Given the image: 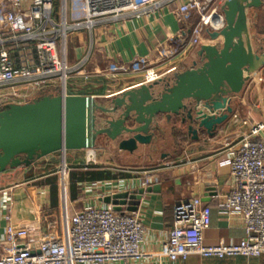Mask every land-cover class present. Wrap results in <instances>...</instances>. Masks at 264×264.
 I'll return each mask as SVG.
<instances>
[{"label":"crops","instance_id":"0c3cea01","mask_svg":"<svg viewBox=\"0 0 264 264\" xmlns=\"http://www.w3.org/2000/svg\"><path fill=\"white\" fill-rule=\"evenodd\" d=\"M262 10L264 5L259 10H250L252 20L248 13L246 34L250 44L264 41ZM57 12L58 0H54L55 22ZM194 21L195 17L191 18L190 22ZM180 30L171 11L164 8L153 15L107 21L91 32L83 30L69 35L68 65L83 58L84 63L67 79L66 95L87 96L109 107L111 99L138 87L141 81L139 65L132 60L146 56L155 62L158 47L172 43ZM204 43H213L209 34H204ZM200 47L187 48L185 62L176 73L200 62ZM109 65L119 73L110 74ZM33 94L28 102L61 92L54 85L39 88ZM230 105L232 113L216 127L212 136L201 130L197 139H191L188 121L182 123L181 116H172L170 120L161 117L151 143L138 145L132 153L119 150L116 142L101 136L90 149L56 151L35 157L27 167L7 168L0 172V235L7 222L33 217H38L44 228L53 224V229L47 231L60 235L65 215L69 217L86 206H111L118 208L117 212L135 215L145 228L142 252L158 253L172 226L175 202L199 197L210 209L209 224L203 233L205 243L239 241L243 237L241 219L235 214L219 212L218 202L233 184L230 153L239 136L247 133L252 125L264 123V63L247 75L242 90L232 96ZM193 107L203 110V115L210 114L201 103ZM260 139L264 140V131ZM63 165L66 167L64 190L60 175ZM145 175H154L157 179L142 191L139 182ZM119 193L139 197L132 200L128 197L124 204L119 199L113 203L112 197ZM141 264H264V253L257 257L220 259L192 255L172 263L155 256Z\"/></svg>","mask_w":264,"mask_h":264},{"label":"built area","instance_id":"2783aa9c","mask_svg":"<svg viewBox=\"0 0 264 264\" xmlns=\"http://www.w3.org/2000/svg\"><path fill=\"white\" fill-rule=\"evenodd\" d=\"M224 0H58L57 21L53 20L54 0H0V110L24 104L42 87L58 86L66 94V82L82 68L84 58L74 65L66 61L69 35L107 21L120 22L168 9L180 25V32L157 49V59L136 57L140 85L171 78L185 61L187 48L202 45L204 34L225 26L221 5ZM195 17L194 22H190ZM110 74L119 73L109 65ZM221 109L210 114L219 115ZM236 118V114H233ZM242 124H246L243 121ZM264 123L252 125L239 136L230 153L233 184L218 202L221 213L237 215L243 237L237 242L207 244L203 233L209 224L210 209L199 197L178 200L173 221L158 253H144L141 244L145 228L127 212L111 206H86L64 216L60 235L46 228L38 217L5 225L0 235V264H141L156 257L169 262L189 256L225 258L257 257L264 253ZM65 165L60 175L64 190ZM145 175L139 182L144 191L156 181ZM50 229L49 231H47Z\"/></svg>","mask_w":264,"mask_h":264},{"label":"water","instance_id":"95a60500","mask_svg":"<svg viewBox=\"0 0 264 264\" xmlns=\"http://www.w3.org/2000/svg\"><path fill=\"white\" fill-rule=\"evenodd\" d=\"M262 5L264 0H224L225 26L209 33L213 43L201 45L199 63L171 78L123 91L109 107L87 96L60 94L0 110V172L27 167L35 157L52 152L90 149L101 136L132 153L138 145L151 143L161 117L181 116L182 123L188 121L191 139H197L201 130L212 136L232 113V96L264 63L262 41L250 44L246 34L249 11ZM200 103L210 112L221 109L222 113L203 115V110L193 107ZM128 197L139 196L115 194L113 203L119 199L124 204Z\"/></svg>","mask_w":264,"mask_h":264},{"label":"rangeland","instance_id":"374dc122","mask_svg":"<svg viewBox=\"0 0 264 264\" xmlns=\"http://www.w3.org/2000/svg\"><path fill=\"white\" fill-rule=\"evenodd\" d=\"M262 11H264V10H262ZM261 14H262V15H261V17H262L261 19H264V12H261ZM249 19H250V20L254 19V16H253L252 12H249ZM255 20H256L255 22H257V19H255ZM256 24H257V23H256ZM259 38H260V37H259ZM258 41H259V40H258ZM253 43H255V41H253ZM253 43H252V44H253ZM262 45H264V41H262ZM60 171H61V170H60Z\"/></svg>","mask_w":264,"mask_h":264}]
</instances>
